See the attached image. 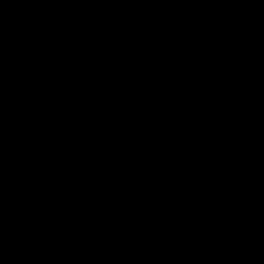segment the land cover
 Returning <instances> with one entry per match:
<instances>
[{
	"label": "trees",
	"instance_id": "16d2710c",
	"mask_svg": "<svg viewBox=\"0 0 264 264\" xmlns=\"http://www.w3.org/2000/svg\"><path fill=\"white\" fill-rule=\"evenodd\" d=\"M263 77L241 0H0V264H264Z\"/></svg>",
	"mask_w": 264,
	"mask_h": 264
},
{
	"label": "rangeland",
	"instance_id": "374dc122",
	"mask_svg": "<svg viewBox=\"0 0 264 264\" xmlns=\"http://www.w3.org/2000/svg\"><path fill=\"white\" fill-rule=\"evenodd\" d=\"M242 2L247 3L250 6V10L257 17L260 25L264 28V0H241ZM232 67L238 69L239 71L243 69L242 59L236 54L235 58L231 62ZM244 70V69H243ZM242 71V70H241ZM261 84L264 85V77L261 81Z\"/></svg>",
	"mask_w": 264,
	"mask_h": 264
}]
</instances>
